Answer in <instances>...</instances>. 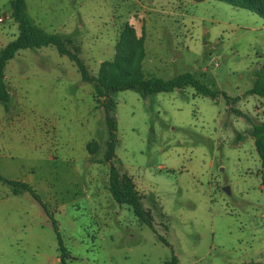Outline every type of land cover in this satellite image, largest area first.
<instances>
[{
  "label": "rangeland",
  "instance_id": "rangeland-1",
  "mask_svg": "<svg viewBox=\"0 0 264 264\" xmlns=\"http://www.w3.org/2000/svg\"><path fill=\"white\" fill-rule=\"evenodd\" d=\"M26 4L33 23L66 39L92 76L115 58L130 24L143 34L146 78L190 73L228 96L214 100L193 87L111 94L113 163L133 179L156 234L132 208L107 200L104 98L95 100L94 86L55 47L16 54L5 68L10 110L0 102V175L60 204L54 218L66 264H264V168L247 121H264V99L247 95L264 65V20L218 0ZM11 11L0 2V18ZM18 35L13 19L0 24V50ZM59 254L39 203L0 181V264H59Z\"/></svg>",
  "mask_w": 264,
  "mask_h": 264
},
{
  "label": "trees",
  "instance_id": "trees-1",
  "mask_svg": "<svg viewBox=\"0 0 264 264\" xmlns=\"http://www.w3.org/2000/svg\"><path fill=\"white\" fill-rule=\"evenodd\" d=\"M198 2L204 0H196ZM225 2L233 7L242 8L256 13L264 20V0H218ZM12 17L18 24V37L3 49L0 50V102L8 112L10 110L11 96L5 81V68L7 64L21 50L40 49L53 46L62 56L68 57L79 68L82 80L94 86V97L97 101L104 98L102 108L105 113V121L109 130L108 149L104 157V163L109 165V191L114 201L120 205H127L132 208L135 216L140 222L147 225L154 233L155 230L151 214L142 206V197L136 188L131 177L122 173L113 163L116 157L115 149L117 145L116 121L111 117L113 101L110 100L111 94L131 90L143 97L159 93H170L176 90H184L193 87L198 95L217 99L223 96L228 99L224 92L212 90L202 84L192 74L186 73L179 75L171 80H161L157 78H146L142 70V62L145 57L144 38H138L135 28L127 24L120 35V41L117 45V52L112 61L102 63L96 76H92L82 60L75 51L68 48L66 39L57 34H48L33 23L27 12L26 0H13L11 2ZM247 95H254L264 99V65L255 72V82L253 87L247 92ZM250 136L254 141L256 151L264 168V121L252 122ZM239 136L238 140L242 141ZM88 145L90 154L96 152L97 145ZM0 181L12 188L13 195L29 193L45 210L51 218L54 230L57 234L60 264H66L69 259V252L66 250L62 241L61 234L58 231L55 220L46 204L41 200L38 193L27 183L15 180H8L0 175ZM161 242L169 246V243L161 236ZM166 264H179L174 257L171 262Z\"/></svg>",
  "mask_w": 264,
  "mask_h": 264
},
{
  "label": "crops",
  "instance_id": "crops-1",
  "mask_svg": "<svg viewBox=\"0 0 264 264\" xmlns=\"http://www.w3.org/2000/svg\"><path fill=\"white\" fill-rule=\"evenodd\" d=\"M12 2L13 0H0V2ZM26 3H27V0H26ZM27 12H28V8H27ZM6 16H11V19H13V17H12V11L8 14V13H6L5 14ZM11 19H9V20H11ZM14 20V19H13ZM32 20V19H31ZM8 21V20H7ZM6 22V21H5ZM4 22V23H5ZM17 24V23H16ZM17 26H18V24H17ZM135 28V27H134ZM135 30H136V34H137V36L138 37H141V36H143V34L141 33V30L140 31H138L136 28H135ZM5 81H6V76H5ZM105 191L107 192V191H109V184L107 185V188H105ZM109 193H110V191H109ZM97 194V193H96ZM20 195V194H19ZM99 195V198H101L100 196H102L103 195V192L102 191H100V194H98ZM13 196H18V195H13ZM104 198V197H103ZM88 199V198H87ZM41 200H42V198H41ZM108 201H109V203L112 205V202H113V198H112V196H111V193H110V195H108V199H107ZM43 201V200H42ZM44 202V201H43ZM115 202V201H114ZM45 203V202H44ZM46 204V203H45ZM40 205V204H39ZM46 206H47V208L50 210V212H51V214L53 215V219L56 221V219L54 218V215H55V212L57 211H59V209H60V204H58V202H55V203H52L51 204V206H49L48 204H46ZM76 206H77V204H76ZM111 207V206H110ZM40 208L42 209V210H44L43 209V207L40 205ZM44 213L45 214H47L46 212H45V210H44ZM48 215V214H47ZM49 217V216H48ZM50 218V217H49ZM51 219V218H50ZM57 263H59L60 264V257H59V255H58V257H57Z\"/></svg>",
  "mask_w": 264,
  "mask_h": 264
},
{
  "label": "built area",
  "instance_id": "built-area-1",
  "mask_svg": "<svg viewBox=\"0 0 264 264\" xmlns=\"http://www.w3.org/2000/svg\"><path fill=\"white\" fill-rule=\"evenodd\" d=\"M9 19H11L10 16H4V17H1V18H0V24L4 23L5 21H7V20H9Z\"/></svg>",
  "mask_w": 264,
  "mask_h": 264
}]
</instances>
